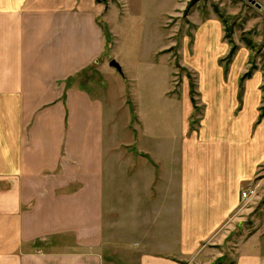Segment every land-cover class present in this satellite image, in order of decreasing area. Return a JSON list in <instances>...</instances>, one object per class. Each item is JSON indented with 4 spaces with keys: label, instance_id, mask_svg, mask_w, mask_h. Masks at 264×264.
<instances>
[{
    "label": "crops",
    "instance_id": "crops-1",
    "mask_svg": "<svg viewBox=\"0 0 264 264\" xmlns=\"http://www.w3.org/2000/svg\"><path fill=\"white\" fill-rule=\"evenodd\" d=\"M117 2L0 0V264H214L230 244L264 154L249 166L242 115L214 108L220 83L200 88L196 131L185 84L141 94L131 79V118L98 83L65 84L115 59L105 25L112 53L119 27L142 19L141 0ZM263 238L243 230L232 264H264Z\"/></svg>",
    "mask_w": 264,
    "mask_h": 264
},
{
    "label": "rangeland",
    "instance_id": "rangeland-1",
    "mask_svg": "<svg viewBox=\"0 0 264 264\" xmlns=\"http://www.w3.org/2000/svg\"><path fill=\"white\" fill-rule=\"evenodd\" d=\"M101 1H105V5L110 1L119 7L117 0ZM253 1L141 0L143 9L132 12H141L142 19L138 21L129 16L128 23L119 27V44L112 53L107 50L111 37L105 25L106 52L121 63L125 70L123 75L108 65L112 57H106L99 70H88L79 77L76 73L68 77L65 84L69 86L74 81L73 84L80 87H91L90 83H98L100 90L96 91L104 96L106 103L120 97L121 107L130 118L136 115L137 108L131 79L141 94L149 90L160 93L170 84V94L180 96L185 84L192 109L188 124L190 130L196 131L205 111L200 88L205 80L212 85L220 83L222 92L212 96L214 108L222 109L228 119L230 113L232 124L242 115L239 123L242 122L243 131L248 134L250 166L264 154V0ZM205 72L212 78L206 79ZM117 77L127 83L125 89H121V96L115 95L118 94L114 90ZM231 85L234 90L227 89L230 96L226 97L223 92ZM215 120L212 117V124ZM250 184L256 190L255 196L245 204L241 200L233 211L232 233L227 236L230 244L224 245L226 252L214 264H232L243 230L250 233L252 229H264V160ZM37 239L34 246L45 245V241ZM203 260L202 256L197 259Z\"/></svg>",
    "mask_w": 264,
    "mask_h": 264
},
{
    "label": "built area",
    "instance_id": "built-area-1",
    "mask_svg": "<svg viewBox=\"0 0 264 264\" xmlns=\"http://www.w3.org/2000/svg\"><path fill=\"white\" fill-rule=\"evenodd\" d=\"M255 193H256V190L252 186H248L247 189H244L241 191V200L245 204L249 199L255 196Z\"/></svg>",
    "mask_w": 264,
    "mask_h": 264
},
{
    "label": "water",
    "instance_id": "water-1",
    "mask_svg": "<svg viewBox=\"0 0 264 264\" xmlns=\"http://www.w3.org/2000/svg\"><path fill=\"white\" fill-rule=\"evenodd\" d=\"M252 3H254L253 0H250ZM257 7H259L258 4H256ZM108 65L112 68H114L120 75H123V71H122V67L121 65L115 60V59H111L108 62Z\"/></svg>",
    "mask_w": 264,
    "mask_h": 264
},
{
    "label": "trees",
    "instance_id": "trees-1",
    "mask_svg": "<svg viewBox=\"0 0 264 264\" xmlns=\"http://www.w3.org/2000/svg\"><path fill=\"white\" fill-rule=\"evenodd\" d=\"M230 54H229V57L232 55V51L230 50V52H229Z\"/></svg>",
    "mask_w": 264,
    "mask_h": 264
}]
</instances>
